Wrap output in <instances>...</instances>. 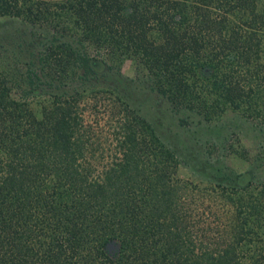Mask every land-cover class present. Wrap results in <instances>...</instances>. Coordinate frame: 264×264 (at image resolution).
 Wrapping results in <instances>:
<instances>
[{"label": "trees", "instance_id": "16d2710c", "mask_svg": "<svg viewBox=\"0 0 264 264\" xmlns=\"http://www.w3.org/2000/svg\"><path fill=\"white\" fill-rule=\"evenodd\" d=\"M0 18L20 22L0 36V264H264V171L181 176L108 79L130 60L174 108L264 127V0H0Z\"/></svg>", "mask_w": 264, "mask_h": 264}, {"label": "rangeland", "instance_id": "374dc122", "mask_svg": "<svg viewBox=\"0 0 264 264\" xmlns=\"http://www.w3.org/2000/svg\"><path fill=\"white\" fill-rule=\"evenodd\" d=\"M19 25L18 20L0 18V36ZM108 79L175 152L181 176L203 185L231 184L238 172L264 171V127L255 121L234 112L208 120L185 108L176 109L150 87L130 60Z\"/></svg>", "mask_w": 264, "mask_h": 264}, {"label": "water", "instance_id": "95a60500", "mask_svg": "<svg viewBox=\"0 0 264 264\" xmlns=\"http://www.w3.org/2000/svg\"><path fill=\"white\" fill-rule=\"evenodd\" d=\"M114 247L115 246L112 243L109 244V248H114Z\"/></svg>", "mask_w": 264, "mask_h": 264}]
</instances>
